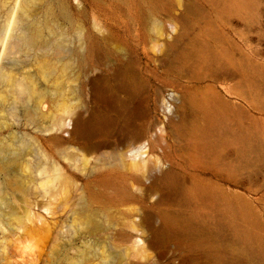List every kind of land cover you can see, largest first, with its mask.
Returning <instances> with one entry per match:
<instances>
[{
  "label": "rangeland",
  "instance_id": "rangeland-1",
  "mask_svg": "<svg viewBox=\"0 0 264 264\" xmlns=\"http://www.w3.org/2000/svg\"><path fill=\"white\" fill-rule=\"evenodd\" d=\"M0 264H264V0H0Z\"/></svg>",
  "mask_w": 264,
  "mask_h": 264
},
{
  "label": "bare ground",
  "instance_id": "bare-ground-1",
  "mask_svg": "<svg viewBox=\"0 0 264 264\" xmlns=\"http://www.w3.org/2000/svg\"><path fill=\"white\" fill-rule=\"evenodd\" d=\"M87 128H88L87 122L84 121L81 118V114H79L77 117L73 119L71 130L68 131V134L71 138L74 137V135L80 132L81 130L83 131L87 130ZM133 144L135 149L131 150L130 155L136 158L137 156L141 155L142 149L144 148L145 145H143V141L141 138H137ZM135 237H136V242L138 244L140 243L142 247L145 248L148 246L147 238L142 233L136 232Z\"/></svg>",
  "mask_w": 264,
  "mask_h": 264
}]
</instances>
